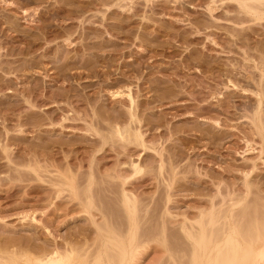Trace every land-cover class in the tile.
<instances>
[{
    "label": "bare ground",
    "instance_id": "obj_1",
    "mask_svg": "<svg viewBox=\"0 0 264 264\" xmlns=\"http://www.w3.org/2000/svg\"><path fill=\"white\" fill-rule=\"evenodd\" d=\"M2 1L6 3V0ZM69 6L73 7H70L71 10H67L68 13L65 11L62 17L58 14V10L62 9L61 6L56 9V17L59 15L62 21L65 19L71 21L67 28L63 26V29L60 28L58 31L56 30L57 32H53V43L47 45L48 47L45 46V52L54 50L55 41L63 40V44L65 42L68 47L63 49H67V51L68 49L76 50L75 52L80 49L86 51L87 49L92 50L91 48L105 47L109 44L113 45L115 50L118 44L123 43L119 48H127L126 52L131 54L133 49L129 48H135L137 55L126 58L127 56L124 57L121 54L120 56L126 58L127 61L124 60L121 63L119 60L120 65H124L126 68L131 65V68L122 70L123 67H118L115 68V71L111 70L108 73L105 71L103 73V76H106L103 78V80L105 79V85L102 87V84L101 87L97 88L93 82L94 80L86 79L92 77L94 79L100 71L91 62L93 59L89 60L88 57L83 60L81 55L75 53L77 56L72 59V54L70 57L66 53V59L61 64L63 71L61 70L60 73L57 72L58 70H49L48 68H52V65L48 67L47 64L41 62V59L38 62L36 60L34 63V66L38 67H36V74L43 77V80L40 81L43 86L40 85V82L39 84L36 82L35 85L33 84L30 87L28 85L20 94L27 104V109L9 111L15 117L16 122L14 124H16L15 131L17 133L9 134V127L7 128V125L4 124L7 122V113L5 114L7 117L3 121L0 119L2 125L0 128V156L5 159L3 161H6V163L3 162L4 164L0 163V168L5 167L8 169L7 172L9 171V176L7 174L5 176L0 175V186L2 183H8L6 182L8 179H12L11 183L13 179L14 181L18 180L21 185L17 182L18 185H12L14 187H11L10 184V188L17 187L16 190L12 191L13 193L24 191L25 194L18 196L20 204L32 198L28 197L29 195L26 194L28 192V194L31 193L30 196L35 197L36 202H41V207L42 203H45L43 214L46 211L52 216L61 217L63 215L64 217V214L68 215V211L75 210L78 214L82 213L83 217L86 216L90 221V225L83 228L84 225L82 224V228L74 230L75 232H72L73 230H70L71 232L67 231L61 242L52 241L54 242L52 243L54 248L51 246V248L48 247L49 249L45 248L46 244L41 248V245H37L39 251H36L38 249L36 247L34 252L29 253L28 250L27 253L24 251L22 253L21 251L22 254L13 251L6 252L5 250L6 254L4 253V255L6 256H3V252L0 255V264H134L138 253L145 248L148 249L151 243L161 245L162 251L166 254V258L159 264H264V188H261V186L255 187L251 182L252 173L256 169L255 162L247 169L244 167H249L248 164L241 165L243 170L241 169L242 183L240 184L234 181L224 183V179L222 180L221 177L216 178L215 174L213 176L210 172L206 173V171L204 173L202 168L198 166L200 163H197L200 160L203 162L202 165L204 162H214L215 164L217 161L215 153H219V146L224 141L226 142L229 137L236 135L231 130H222L221 126L230 125V127H234L231 121L236 118L234 115L238 110L248 111V114L243 112L249 119L250 131L259 136L260 145L264 144V51L259 50L263 49L259 45L258 47L262 48L253 50L254 47H249L247 39L244 40L245 38L249 40L252 33L253 35L254 33L257 34V26L264 27L262 25L264 22V0H72V4ZM145 9L153 13L159 12L164 15L163 17L168 16L170 19L167 20L170 24H167L170 26L165 27L167 26L164 25L163 20L165 18L162 17L159 20L160 22L157 21L159 18L145 15V13L139 18L137 16L138 12ZM192 11H196L195 13L198 15L194 16L195 13L191 14ZM24 13L23 10V15ZM134 24L137 28H133ZM220 25L223 26L224 31L227 29L230 35L225 32L226 36L222 37L224 33L217 32L222 30ZM38 27L40 29L44 26ZM126 27H129L127 31H120V29ZM132 28L139 30L137 35L134 36V33L132 35L130 32ZM43 30L40 31L43 32ZM46 33L49 32L46 30L41 36L46 35ZM103 33L105 38L101 36ZM260 34L264 36V32ZM80 37L83 40H79V43H77L76 39ZM162 37H165V39L170 37V41ZM220 37L223 40V45L218 42ZM45 38L43 37V40ZM160 38L162 40H159ZM200 39L202 42L204 39L202 43H205L204 47L215 45L219 46L220 49H225L224 46L229 43L231 45V42H233V46L238 44L241 49L243 48L239 52L241 53L243 65L241 63L235 66L231 63L233 64L232 69H222L221 75L227 78L224 81L225 85L223 82L224 87L222 89L231 86L232 90L240 89L243 93H252L256 96L254 104L249 105L248 103L245 107H240L241 105L238 106L239 103L237 105L236 100H233L235 98L231 99V96H229L226 99L225 92H221L222 89H220L216 93L219 97L217 99L220 101H218V105H220L218 107H221V110L187 111L190 102H173L176 97H179L176 92H180V90L174 88L176 85L172 88L168 87L170 90L167 89L173 96L168 98L170 102H166L168 104L163 105L165 103L162 101L164 95L163 98L160 96L144 98L142 96V92L147 91V89L161 88V85L162 87L165 85L161 84L165 79L158 77L160 79H155L157 81L154 80V82L151 80L154 74L151 75L149 71H146L153 64L147 62V58L148 53L155 47L154 41L155 43H157V40L159 42L164 41L163 43L171 46L170 43H173L171 41L174 40L177 44L189 46L193 41L198 42ZM245 44H248L247 48H244ZM239 46H237L238 50ZM56 49L59 52L58 46ZM99 49H96V51ZM109 49L111 48L109 47ZM123 49L117 50L121 52ZM95 53L92 57L100 58L101 55L98 56ZM81 54H83V57L86 55H84V51ZM118 54L113 56L117 58ZM102 55H104V52ZM125 55L129 56V54ZM151 55L155 57V54L151 52L149 58L152 57ZM122 57H120L121 61H123ZM110 58L115 59L111 56ZM187 61H185V66ZM78 62L81 67L84 64L85 66H91V63L93 65L89 68L87 74L84 73L87 75L84 79H82V73L74 71L76 67L74 70L72 69ZM132 62H136L137 65L134 66ZM247 62H252L253 66L251 65V68L248 64L246 66L250 69L252 67L256 69V74L245 66ZM94 63L96 62L94 61ZM144 67H146L145 71ZM78 68L76 71H78ZM86 68L88 69V66ZM11 70L9 72L7 70V72L10 74ZM82 70L83 68H81ZM110 72H114L112 76ZM11 75H14V73ZM236 75H239V78ZM99 76L102 77V74ZM58 78H63V83L66 82L65 84L68 87L63 85V91L60 90L55 95L53 91L50 92L51 94L49 93L50 95H47L48 85L55 83ZM73 78L76 79L78 85L81 84V87L73 88L71 86ZM118 79L119 81H125L126 84L121 85ZM46 80L51 82L46 84ZM239 80H243L245 83L242 84H245V86ZM82 82L87 84L84 85ZM118 83L120 84L119 87L116 85ZM116 86L117 88H115ZM251 86L253 88H249ZM178 88H180L179 85ZM80 89L87 92L92 89V93L88 94L86 92L83 96L84 91L80 94ZM8 92L12 93V90L8 89ZM225 94L227 96V93ZM58 97L62 101L59 102ZM73 97H76L74 100H77V103L78 101L81 103L77 104L75 102L73 104L74 100H71ZM48 100H51L52 104L49 101L50 105H47L45 102ZM192 100L198 99L194 97ZM83 101L87 105L83 106L85 110L80 109V104L84 103ZM116 101L122 103L120 105L121 109L116 108ZM42 104L47 106L42 108ZM11 105L15 106V104ZM16 105L20 106L19 104ZM39 105L41 108H38ZM98 106H100L99 110ZM161 106H163V109L160 108ZM242 106L244 105L242 104ZM51 107L57 108L50 112L44 111L45 114L42 113L43 110ZM166 108H172L173 110L168 109L169 111H165ZM230 108L236 110V112L230 111ZM1 113L3 111H0ZM11 114L9 118L12 119ZM240 114L243 115L241 112ZM240 114L239 119L242 116ZM243 116L242 118H244ZM187 118H195L197 123L198 121L208 122L212 130H201V126L198 128L200 123L198 126H187L188 123L185 122H183L184 125L176 126L172 123L175 119L186 120ZM171 119L173 120L171 121ZM71 130L72 133L69 138L67 136V138H64L65 133ZM30 132L34 133L37 141L21 146V144H24L22 141L27 139ZM242 132L244 134H241L240 138L245 143L246 149L244 151H246L250 148L248 147L250 142L247 133ZM54 136L55 138H53ZM12 140L17 141L14 143L18 147L12 146V144L14 145ZM205 140L206 142H204ZM235 145L236 148H233L236 151V149L238 150V144ZM262 145L259 147L260 154L264 151V145ZM198 148L205 151V157H199L202 150L200 152L197 150ZM231 166L228 164L226 168H221L230 171ZM235 169L240 171L239 168ZM0 172L2 173V171ZM22 181L25 182L24 185ZM36 181H41L43 184ZM208 182L215 187L216 192L214 194L208 195L206 193V195L203 193L204 189L199 190V185L203 187ZM194 185L198 186L199 189L198 187L194 189ZM149 186L153 188V194L151 193L150 196L145 195L143 192ZM24 188L25 190H23ZM196 189L199 190L198 193H196ZM11 190L13 189L5 191V195H0H3L7 200L14 195ZM186 190L189 191L187 193H190V196L199 194L200 197L194 199V197L190 198L186 194V199H184L185 193L183 192H186ZM207 190L209 189L207 188ZM180 199L190 201V205L193 203L189 207L194 210L174 215L171 212L173 207L171 210L169 209L172 203L175 202L174 204H176L178 203L176 201ZM45 207L48 208V211ZM61 209L63 214H59ZM46 212L45 217H49ZM32 214V212L30 214L26 212L24 216L32 219ZM177 216L180 218H177ZM62 218L61 220H63ZM67 223L65 222V224ZM87 231L94 232V236L91 234L93 237L89 239ZM45 236L47 235L45 234ZM29 241H31L30 238ZM31 243L33 242L31 241ZM24 246H27V244ZM23 250L25 249L23 248ZM31 251L33 250L31 249Z\"/></svg>",
    "mask_w": 264,
    "mask_h": 264
},
{
    "label": "rangeland",
    "instance_id": "obj_2",
    "mask_svg": "<svg viewBox=\"0 0 264 264\" xmlns=\"http://www.w3.org/2000/svg\"><path fill=\"white\" fill-rule=\"evenodd\" d=\"M67 0H43V1H40V0H13V3H12V0H6V3L2 0H0V111H3V113L0 114V119L3 121L4 118H6L7 116V122L4 123L6 124L7 128L9 129V134H15L17 133L15 131L16 129V124H14V122H16L15 120V117L9 112V111H22V110H25L27 109V104L23 101L22 99V96L20 95L23 91H24V88H27L28 85L29 87L30 86H33V84L35 85V83L37 82L39 84L40 81L43 80V77L40 76V75H37L36 73V70H37V66L35 65L34 66V63L38 61H40L39 59H41V62L44 63V64H47L48 67H51L52 65V68H48L49 70H58L57 72L60 73L62 72L63 68H61V64H62V61L64 62V60L66 59V53L67 56H70L71 57V54H72V59H74L78 54V55H81V58L84 60V58H87L89 60H92L91 62H93L95 68H97L99 71V75L102 74V77L99 76V77H93L90 79V78H86V74L87 72L89 71V68L92 65V63L90 64L91 66L87 65L88 66V69L85 67V64L83 65V67L79 66V62L76 63L77 65L72 67V69L74 70L75 67L76 69L74 70L76 73H82V79L86 78V79H89V80H94V85L96 88L97 87H102L105 85V79L103 80V78H105L106 76L104 75L103 76V73H105V71L108 73L109 71H115V68H122V70H126L128 68H131V65H128L130 67H127L126 66L124 67V65H120L122 62L127 61L126 58L128 57H131V55L135 56L137 55V52H136V49L135 48H129V49H133L132 51V54L129 52H126L127 51V48L123 49V48H119L120 46L123 45V43H120L118 44V46H116L115 50H114V46L109 44L108 46H105V47H97V48H91L92 50H86L89 52L91 58H89L90 56H88V52H86L85 50H77L78 52H75L76 50H73V49H63V48H66L67 46L65 45V42L63 44V40H57V42L55 41L54 44V50L52 51H47L45 52V46L48 47L49 44H52L53 43V32H57L60 28L63 29L65 26L66 28L68 27V24L69 22L71 21H67L69 19H65L62 21V16L63 14H65V11H67L68 9L71 10V5L72 4V0H68L67 3H65ZM59 2V4H58ZM64 2V3H63ZM70 2V3H68ZM16 4V5H15ZM67 5V6H66ZM61 6V10H58V14L61 15V17H59V15L56 17L55 14H57V10L58 7ZM56 7V8H55ZM71 7V8H70ZM21 8V9H20ZM16 9V10H15ZM53 9V10H52ZM14 10V11H13ZM23 10L25 11L24 15H23ZM49 10V11H48ZM27 11V13H26ZM56 13H55V12ZM63 11V12H62ZM148 10H141L138 12V17L140 18V16H143L144 13L145 15H151V16H154V17H157L159 18L157 21L161 20L162 18L164 19V25H167L165 27H169L170 25H168L167 23H169V17L165 16L163 17L164 15H161L159 12L157 13H153L152 11L150 12V10L147 12ZM54 12V13H53ZM69 11H67L68 13ZM143 12V13H142ZM196 12V11H195ZM194 11L191 12L192 13H195ZM66 13V14H67ZM142 13V14H141ZM158 14V15H157ZM48 15V16H47ZM198 15L197 13L194 14V16ZM160 16V17H159ZM25 17V18H24ZM162 17V18H161ZM34 18V19H33ZM169 18V19H168ZM27 19V20H26ZM42 19V20H41ZM56 19V20H55ZM168 19V20H167ZM29 20V21H28ZM62 21V22H61ZM65 21V22H64ZM168 21V22H167ZM61 22V23H60ZM68 22V23H67ZM160 22V21H159ZM51 24V25H50ZM170 24V23H169ZM13 25V26H12ZM55 25V26H54ZM251 25V24H250ZM264 25V22L263 24ZM34 26V27H33ZM43 27V28H40L38 29L39 27ZM51 26V27H50ZM64 26V27H63ZM134 27L133 28H137L135 27V24L133 25ZM254 26V25H253ZM257 26V25H255ZM188 27V26H186ZM223 26L220 25V28L222 30H218L217 32H222L224 33V35L222 34V37H225L226 34H229V31L226 29V31H224L225 29L222 28ZM258 27V32L257 34L253 33L250 35L251 38L248 40V38H245L244 40L247 41V43L249 44V47L250 48H253V50L257 49V48H262L264 49V36L263 34H260L261 32L263 33L264 32V27L261 26L262 28H260V26H257ZM15 28V29H14ZM132 28V31H130L133 35L134 33V36L135 34L137 35L139 32L138 29H133ZM153 28V27H152ZM182 28V26H181ZM183 28H185V26H183ZM255 28V27H254ZM45 31H44V30ZM129 27H126L124 29H120L121 30H128ZM151 29V28H150ZM257 29V28H256ZM15 30V31H14ZM40 30H43V32H41ZM46 30L50 33H46V35H43L41 36V34H44L46 32ZM52 30V31H51ZM54 30V31H53ZM57 30V31H56ZM138 30V31H136ZM263 30V31H262ZM39 31V32H38ZM125 31V32H126ZM149 31V30H148ZM151 31V30H150ZM149 31V32H150ZM231 31V29H230ZM52 33V34H51ZM128 33V32H127ZM24 34V35H23ZM187 35L189 33H186ZM185 34V35H186ZM186 35V36H187ZM103 38H105V34L103 33L101 35ZM191 36V35H190ZM43 37L46 39L43 40ZM101 37V39H103ZM260 37V38H259ZM163 38V37H162ZM162 38H160L159 40H162ZM167 38V37H166ZM170 38V37H169ZM168 38V39H169ZM258 38V39H257ZM55 39V38H54ZM165 39V37L163 38ZM168 39H165V40H168ZM202 39V38H201ZM201 39L197 42V41H193L192 44H190L189 46L188 45H183L180 43L177 44V42L175 43L174 40H172L171 42L173 43H170L171 46L166 45L165 43L163 42H159V40H157L155 43L154 41V45L155 47H153V50L150 51V53H148L149 55L151 54H155L153 57V55H151L152 57L149 58V55H148V58L145 56V58H147V62L149 63H153L152 64V67L147 68L146 70V67H144V71H149V74H154L152 75L151 77V80H159L160 78L161 79H165L164 82H162L161 84H165L161 85V88H157V87H154V88H151V89H147V91L145 90L144 92H142V96L144 98H148V96H157V97H161L163 98L162 96L164 95V98L162 101H164L165 103L164 104H168L170 103L168 98L169 97H173L171 93H169V88H172L174 87V85H176L174 88L176 90H180V92H176L179 97H176L175 101L173 100V102H181V101H185V102H190L189 104V108L187 111H214L216 109H220L221 107H218L220 105L219 104V97L217 96V90H220L222 89L223 86V82L225 81V79H227L225 76H222L221 75V72L225 69H232L233 68V64L235 66H238L239 64L242 63V59H241V52L242 49L241 47L237 44V46H239V50H238V47L237 46H233V42H231V45H226L224 46V48L220 49L219 46H207V47H204L205 43L202 44L204 42V39H203V42L201 41ZM220 39V40H219ZM255 39V40H254ZM263 39V40H262ZM77 43H79L78 41H82L83 39L80 37V38H77L76 39ZM106 40V39H105ZM120 40V39H118ZM218 42L220 43V45H223V40L222 38H218ZM251 40V41H250ZM259 40V41H258ZM261 40H262V43H261ZM49 41V42H48ZM170 41V39L168 40ZM36 42V43H35ZM48 42V43H46ZM51 42V43H50ZM62 42V43H61ZM250 42V43H249ZM202 45H201V44ZM233 43V44H232ZM248 44H245L244 45V48L248 46ZM48 45V46H47ZM62 45V46H61ZM64 45V46H63ZM153 45V46H154ZM201 45V46H200ZM204 45V46H203ZM225 45V44H224ZM255 45H256V48H255ZM259 46H262V47H258ZM59 47V52L57 51V49L55 50L56 47ZM165 46V47H164ZM187 46V48H186ZM229 46V47H228ZM252 46V47H251ZM29 47V48H28ZM108 47V48H107ZM109 47L111 49H109ZM118 47V48H117ZM197 47V48H196ZM211 47V48H210ZM243 47V46H242ZM248 47V49H249ZM61 48V49H60ZM68 48V47H67ZM100 48V49H99ZM105 48V49H104ZM207 48V49H206ZM26 49V50H25ZM96 49H99L98 51H96ZM119 49H123V51L121 50L118 51ZM231 49V50H230ZM263 49H259L260 51H264ZM94 50V51H93ZM105 50V51H103ZM107 50V51H106ZM190 50V51H189ZM234 50V51H233ZM252 50V49H251ZM84 51V55L86 56H82ZM91 51V52H90ZM93 51V52H92ZM96 51V53H95ZM100 51H103L104 52V55L103 52L101 53ZM110 51V52H108ZM112 51V53H111ZM126 53H125V52ZM157 51V52H156ZM166 55H165V53ZM229 51V52H228ZM238 51V52H237ZM105 52L106 55H105ZM117 52V53H115ZM123 52H124V55H123ZM134 52V53H133ZM136 52V54H135ZM227 52V53H226ZM74 53V54H73ZM76 53V54H75ZM92 53V54H91ZM95 55L98 54L99 57H92V55ZM120 53V54H118ZM140 53V52H139ZM162 53V54H161ZM192 53V54H191ZM118 54L117 58L116 56H113V55H116ZM122 54V56L126 57H122L120 56ZM125 54H129L128 55H125ZM161 54V55H160ZM187 54V55H186ZM65 55V56H64ZM74 55V57H73ZM189 55V57H188ZM103 56V57H102ZM106 56V57H105ZM113 57L115 59H112L110 58ZM194 56V57H193ZM108 57V58H107ZM120 57H122L123 61H121ZM187 57V58H186ZM239 57V58H238ZM69 58V57H67ZM95 58V59H94ZM99 60H98V59ZM103 58V59H102ZM105 58V59H104ZM144 58V59H145ZM4 59V60H3ZM31 59V60H30ZM101 59V60H100ZM112 59V61H111ZM150 59V60H149ZM184 59V60H183ZM82 60V61H83ZM97 60V61H96ZM115 60V61H114ZM120 60V62H119ZM152 60V61H151ZM183 60V61H182ZM188 60V61H187ZM191 60V61H189ZM233 60V61H232ZM241 60V61H240ZM34 61V62H33ZM44 61V62H43ZM94 61L97 63H94ZM119 63H118V62ZM151 61V62H150ZM185 61H187L186 63V66H185ZM108 62V63H107ZM117 62V63H116ZM109 63H111L109 65ZM189 63V64H188ZM230 63V64H229ZM233 63V64H231ZM250 63V65H249ZM96 64V65H95ZM132 64L134 66H136V62H132ZM147 64V63H146ZM145 64V65H146ZM201 64V65H200ZM217 64V65H216ZM225 64V65H224ZM248 64V66H250L251 68V65H252V62H247L245 64V66ZM118 65V66H117ZM157 65V66H156ZM243 65V63H242ZM29 66V67H28ZM33 66V67H32ZM59 66V67H58ZM159 66V67H158ZM189 66V67H188ZM218 66V67H217ZM231 66V67H230ZM253 66V65H252ZM37 67V68H36ZM79 67V68H78ZM83 68L82 71H86V72H82L81 71V68ZM162 67V68H161ZM247 67V66H246ZM36 68V69H35ZM78 68V71H76ZM107 68V69H106ZM249 70H251L252 72L254 71V73L256 74L257 71L256 69H250L249 67H247ZM4 71H3V70ZM11 70V73L9 74L8 72ZM60 69V71H59ZM80 69V71H79ZM96 69V70H97ZM154 69V70H153ZM164 69V70H163ZM223 69V70H222ZM8 70V72H7ZM35 70V71H34ZM62 70V71H61ZM153 70V72H152ZM160 70V72H159ZM162 70V71H161ZM151 71V72H150ZM205 71V72H204ZM71 72V71H70ZM235 72V71H234ZM3 73V74H2ZM6 73V74H5ZM14 75H11L13 74ZM86 73V74H84ZM111 73V72H110ZM114 73V72H113ZM111 73V76L112 74ZM128 73V72H127ZM98 74V73H97ZM210 74V75H209ZM37 75V76H36ZM86 75V76H85ZM150 75V76H151ZM161 75V76H160ZM206 75V76H205ZM35 76V77H34ZM85 76V77H84ZM168 76V77H167ZM91 77V76H90ZM116 77V76H115ZM156 77V78H155ZM160 77V78H158ZM237 78H239V75H236ZM27 78V79H26ZM33 78V79H32ZM96 78V79H95ZM224 78V79H223ZM63 79V78H62ZM61 78H58L56 80L55 83L51 84V85H48V94L47 95H50L53 91V94L55 95V93L57 92H60L63 91L62 89H64V86L66 85L62 80ZM191 79V80H190ZM12 80V81H11ZM37 80V81H36ZM155 80V81H157ZM220 80V81H219ZM29 81V82H28ZM82 81V80H81ZM80 81V82H81ZM119 81V79H118ZM154 81V82H155ZM242 83H245L243 80H239ZM11 82V83H10ZM15 82V83H14ZM49 82L51 81H48L46 80V84H48ZM123 82V83H122ZM125 81L123 80H120L119 83L122 85H125L126 82L124 83ZM166 82V83H165ZM186 82V83H185ZM213 82V83H212ZM100 85H98V84ZM116 84L118 85V87L120 86V84ZM157 83V82H156ZM6 84H8L6 86ZM32 84V85H31ZM82 84L86 85L87 83L86 82H82ZM131 84V83H130ZM133 84V83H132ZM26 85V86H25ZM40 85L43 86L40 82ZM64 85V86H63ZM78 83H76V79L73 78L72 81H71V86L73 88H76V87H81V84H79L78 86ZM134 85V84H133ZM178 85L180 88H178ZM181 85V86H180ZM190 85V86H189ZM224 85H225V82H224ZM243 86H245V84H242ZM11 86V87H10ZM62 86V87H61ZM67 86V85H66ZM183 86V87H182ZM193 86V87H192ZM205 86V88H203ZM15 87V88H14ZM68 87V86H67ZM70 87V86H69ZM166 87V88H165ZM182 87V88H181ZM23 88V89H22ZM117 88V86L115 87ZM209 88V89H208ZM229 88V89H228ZM249 88H253L252 86L249 87ZM8 89L9 90H12V93H9L8 92ZM14 89V90H13ZM42 89V88H41ZM169 89V90H167ZM196 89V90H194ZM184 90V91H183ZM84 91V92H83ZM167 91V92H166ZM183 94H182V92ZM51 92V93H50ZM83 92V93H82ZM87 91L86 90H83V89H80V94L82 93L83 96H84V93H86ZM206 92V93H205ZM211 92V93H210ZM221 92H225L227 93V96L226 94L224 93V96L225 98L227 99L229 96H231L230 98L233 99V100H236V104L239 105L240 107H245L246 105H252L254 104V99H256V96L254 94H250V93H243V91H241L240 89L238 90H235L233 89L232 90V87H225L224 89L221 90ZM229 92V93H228ZM50 93V94H49ZM79 93H77L79 95ZM88 94H91L92 93V89L91 90H88L87 92ZM175 93V94H176ZM181 93V94H180ZM192 93V94H191ZM203 93V94H202ZM216 93V96L214 95ZM243 93V94H242ZM16 94V95H15ZM170 94V95H168ZM201 96H200V95ZM212 94V95H211ZM211 97H210V96ZM141 96V98H142ZM238 96V97H237ZM255 96V97H254ZM105 97V96H104ZM107 97V96H106ZM194 97H197L198 100H192V98ZM5 98V99H4ZM76 98V97H75ZM73 97V99L71 100H74L75 99ZM218 98V99H217ZM238 98V99H237ZM57 99V98H56ZM55 99V101H56ZM99 99V98H98ZM96 99V100H98ZM172 99V98H171ZM22 100V102H21ZM58 100L59 102L62 101V99L58 97ZM57 100V102H58ZM191 100V101H190ZM238 100V101H237ZM10 101V102H9ZM19 101V102H18ZM52 102L51 100H48L47 102H45L47 105H50V103ZM194 101V102H193ZM219 101V102H218ZM247 101V102H246ZM256 101V100H255ZM2 102V103H1ZM24 102V103H23ZM75 102L77 103V100H74L73 104H75ZM84 102V101H83ZM117 102V101H116ZM119 102V101H118ZM117 104L120 106L122 103H118ZM168 102V103H166ZM81 103L80 101H78L77 104ZM246 103V104H245ZM9 104V105H8ZM11 104H15V106H12ZM16 104H19L20 106H17ZM46 104H42L41 107L43 108L44 106H47ZM52 104V103H51ZM116 105V108L117 109H121V106L120 107H117L118 105ZM198 104V105H197ZM207 104V105H205ZM222 104V103H220ZM242 104L244 106H242ZM82 105V106H81ZM85 102L80 104V109H84L85 110ZM10 106V107H9ZM17 106V107H16ZM84 106V107H83ZM87 106V105H86ZM101 106V105H100ZM98 106V110L100 109ZM104 106H106L104 104ZM103 106V107H104ZM208 106V107H207ZM12 107V108H11ZM40 105L38 108H41ZM218 107V108H217ZM224 107V106H223ZM226 107V106H225ZM247 107H250V106H247ZM11 108V109H10ZM19 108V109H18ZM57 108V107H56ZM56 108L54 107H51L49 109H45L43 110V112L40 110V109H37L38 111L40 110L42 113L45 114V112H50L51 110H55ZM87 108V107H86ZM161 109H163V106L160 107ZM159 108V109H160ZM207 108V109H206ZM213 108V109H212ZM82 109V110H83ZM168 109L173 110L172 108H166L164 109L165 111H169ZM222 109V108H221ZM220 109V110H221ZM231 109V108H230ZM243 109V108H242ZM6 111V112H4ZM45 111V112H44ZM185 111V110H183ZM230 111H235L236 110H233L231 109ZM244 110H238L236 112V115L234 112L232 113L234 115V120L231 121V123L234 125V127H230V125H223L221 126L222 130H231L233 133H235L236 135L232 136V137H229V139L225 142H223L222 144L224 145H220L219 146V153H215L216 157H217V161L215 162H204V164L202 165L203 162H201L200 160L197 161V163H200L198 164L199 167L202 168V171H206V173H209L211 175L215 174V177L219 178L221 177L223 182H227V183H230L231 181H234L238 184L242 183V174H241V171L243 170V167H241V165H249V167H244L245 169L247 168H250L251 167V164L253 162H255L256 164V169L254 170V172L252 173L253 176L252 177V184L253 186H261V188H264V151L262 154H260L259 152V147H261L260 145V141H259V136H257L256 134H253L252 131H250L251 129V125L250 122H249V119L247 117V115L244 114V112H248V111H244ZM82 112V111H81ZM85 112V111H83ZM243 113V116L242 114ZM7 113V114H6ZM7 116H6V115ZM10 114L12 115L11 117H13L12 119L9 118L10 117ZM16 114V113H15ZM239 114L242 115L244 118H241L239 119ZM248 114V113H247ZM208 115V114H207ZM5 116V117H4ZM181 116V115H180ZM238 117V118H237ZM247 117V118H246ZM206 118V117H205ZM240 121H238V120ZM246 119V120H245ZM0 120V122H1ZM173 119H171L172 121ZM238 121V122H237ZM5 122V121H4ZM183 122H185L187 124V126H198V128H200L201 126V130L203 131H211V127L208 125L209 123H205L203 121H198L197 123V119L195 118H187L186 120L184 119H179V120H173L172 123L174 125H184ZM210 122V121H209ZM237 122V123H236ZM249 122V123H248ZM194 123V124H193ZM197 123V124H196ZM211 123V122H210ZM14 126V127H13ZM206 126V127H205ZM241 128H240V127ZM2 127L1 123H0V128ZM236 127V129H235ZM235 130V131H234ZM240 130V131H239ZM14 131V132H13ZM27 131V129H26ZM246 132L247 135H248V140L250 142L249 146L250 147L248 150L244 151L246 149L245 147V143L244 141L240 138L244 133L242 132ZM13 132V133H12ZM29 132V131H28ZM75 132V131H73ZM252 134H251V133ZM31 133V132H30ZM29 133V134H30ZM72 133V130L65 133L64 135V138H69V136L71 135ZM27 135V139L25 141H22V143L24 142V144H21V146L27 144V143H34L37 141L36 139V136H34V133L32 132L31 135ZM33 134V135H32ZM242 134V135H241ZM241 135V136H240ZM256 135V136H255ZM67 136V137H66ZM239 136V137H238ZM57 137V136H56ZM238 137V138H237ZM55 138V136L53 137ZM30 140V141H29ZM32 141V142H31ZM217 141V140H216ZM14 142H17V141H13L12 140V143ZM180 142V141H179ZM206 142V140L204 141ZM235 144H238L237 148L238 150L233 148L235 147L236 145ZM264 145V144H263ZM262 145V146H263ZM13 147H18L16 145V143H14V145L12 144ZM197 147V146H196ZM225 147V148H224ZM227 147V148H226ZM241 147V148H240ZM264 147V146H263ZM201 148V147H199ZM197 149V150H202V149ZM236 148V147H235ZM261 149V148H260ZM264 149V148H263ZM16 151V150H15ZM198 151V152H199ZM201 152V151H200ZM211 152V150H210ZM243 152V153H242ZM205 151L202 150V154L199 155V157H205L204 154ZM222 153V154H221ZM198 154V153H197ZM203 155V156H202ZM195 156V155H194ZM196 157V156H195ZM195 157H192V158H195ZM260 157V159H259ZM3 158V157H2ZM1 156H0V163L1 164H4L3 162L6 163V161H3L5 159H2ZM15 159V157H14ZM59 160V159H58ZM254 160V161H253ZM61 161V160H60ZM206 163V164H205ZM0 164V165H1ZM232 165L231 166V169L230 171H226L225 169H222L221 167L223 168H226L227 165ZM235 164V165H234ZM86 166V165H85ZM225 166V167H224ZM241 168H240V167ZM5 168V167H3ZM3 168L1 169L0 168V171H2V173L0 172V175H3L5 176L8 173L9 171L7 172V168H5V170H3ZM200 168V169H201ZM235 168H239V170L235 169ZM242 169V170H241ZM210 170V171H209ZM226 171V172H224ZM4 172V173H3ZM220 174V175H217V174ZM254 174H256L254 176ZM209 175V174H208ZM214 176V175H213ZM8 178V177H7ZM229 179V180H228ZM10 181V183H9ZM12 179H8V183H2V185L4 186H0V194H3L5 195V191H9V189H13L11 190L14 191L16 190L17 187L15 188H10V184H11V187H14L16 185H18V183L20 184V182H18V180L14 181L13 179V182L11 183ZM18 182V183H17ZM23 182V181H22ZM21 182V183H22ZM37 182V181H36ZM39 183H42L41 181H38ZM37 182V183H38ZM262 182V183H261ZM17 183V184H16ZM35 183V182H34ZM13 184H15L14 186H12ZM23 185L25 184V182L22 183ZM21 185V184H20ZM209 187H207V186ZM6 186V188H4ZM195 187L197 188L198 186H195L194 185V189ZM200 187V189H199ZM198 189L201 190L204 189L203 193L204 194H214L216 192V189L214 186H211L210 183H206L205 185H202L200 186L199 185ZM214 187V188H213ZM9 188V189H8ZM207 188L209 190H207ZM1 189H4L3 191ZM8 189V190H7ZM193 189V190H194ZM206 189V190H205ZM25 190V188L23 189ZM199 190L196 189V193L199 192ZM149 191V192H148ZM188 190H186V192L184 191L183 193H185L184 195V199H186V194H188L190 196V193H187ZM195 191V190H194ZM208 191V192H207ZM2 192V193H1ZM23 192V193H22ZM22 192H12L14 195L9 198V199H5L3 195H0V250H1V254L2 255V252H3V256H6L4 255V253L6 254V252H19V254H22V253H27L28 250H29V253L31 252H34V250L36 249L37 245H41V247L46 246L45 248H54L52 243V241H55V242H61L62 241V237H64L67 233V231H72V232H75L76 230L81 229L82 226L83 228L87 227L90 225V221L86 218V216L83 217L82 213L78 214L77 211H72V212H67V214H64L65 216L63 217V215L61 217H55L54 215L52 216V214H49V212H46L47 214L46 215H49V217H45V212L43 214V210L44 209V206H45V203H42V207L40 206L41 202H36L37 200H35L32 196H30V194H28V192L26 193L27 195H29L28 197H32L30 200H27L26 202L22 201L23 204H20V199L18 196H20L21 194H25L24 191ZM144 194L148 196H150V194L152 193L153 194V188L152 187H148L147 189H144L143 190ZM189 192V191H188ZM195 193V192H194ZM206 194V195H207ZM198 195V196H196ZM17 196V197H16ZM26 196V195H25ZM27 197V196H26ZM179 197V196H177ZM191 197H194V199H196L195 197H200L199 194H195L190 196ZM4 198V199H3ZM180 198V197H179ZM181 198H183L181 196ZM188 198V197H187ZM19 200V201H18ZM181 200V199H180ZM176 201L178 203L174 204L172 203L171 207L169 210H171V212L175 215V214H182V213H185V212H189V210H194L192 207H189L191 206L193 203H191L190 205V201H183V199L181 201ZM28 202V203H27ZM44 202V201H42ZM193 202V201H191ZM25 203V204H24ZM177 205V206H175ZM3 207V208H2ZM63 207V206H62ZM46 208V207H45ZM191 208V209H190ZM46 210L48 211V208H46ZM60 210V209H59ZM35 211V212H34ZM26 212H29V214L32 212V219H30L29 217L27 216H24ZM42 212V213H41ZM62 212V213H61ZM59 214H63V211L61 209V211L59 212ZM34 215V216H33ZM79 215V216H78ZM24 216V218H23ZM82 216V217H80ZM44 217V218H43ZM63 217V218H62ZM77 217V218H76ZM29 218V219H28ZM35 218V219H34ZM51 218V220H49ZM56 218V219H55ZM61 218L63 220H61ZM67 218V219H66ZM74 218V219H73ZM177 218H180L177 216ZM58 219V220H57ZM87 219V220H86ZM31 220V221H29ZM33 220V222H32ZM55 220V221H54ZM60 220V221H59ZM51 221V222H50ZM64 221V222H63ZM88 221V222H87ZM44 222V223H43ZM53 222V223H52ZM62 222V223H61ZM65 222L67 224H65ZM87 222V223H86ZM47 223V224H46ZM89 223V224H88ZM60 224V225H59ZM83 224V225H82ZM88 224V225H87ZM86 225V226H85ZM45 226V227H44ZM48 227V228H46ZM50 227V228H49ZM45 228V229H43ZM69 228V229H68ZM47 230H49L47 232ZM75 230V231H74ZM43 231V232H42ZM70 231V232H71ZM33 232V233H32ZM40 232V233H39ZM47 232V233H45ZM50 232V233H49ZM54 232V233H53ZM35 233V234H34ZM52 233V235H51ZM89 236V239L92 238L94 236V232H86ZM30 234V235H29ZM44 234V235H43ZM45 234L47 236H45ZM49 234V235H48ZM90 234V235H89ZM93 234V236L91 235ZM37 235V236H36ZM64 235V236H63ZM38 236L39 239H38ZM50 236V238H49ZM55 236V237H53ZM29 238L30 240L35 244L31 243V241H29ZM44 238V239H42ZM53 238V239H52ZM46 239V240H45ZM88 239V238H87ZM86 239V240H87ZM35 240V241H34ZM44 240V241H43ZM11 241V242H10ZM29 241V242H27ZM42 241V242H41ZM46 241V242H45ZM83 241V240H81ZM23 245H22V244ZM43 243V244H42ZM11 244V245H10ZM27 246H24L26 245ZM46 244V245H45ZM49 244V245H48ZM151 243V246L149 245L148 249L145 248L144 250H141L139 253H138V256L136 257V261L134 264H159L162 262V260H164V258H166V254L164 253V251H162V246L159 245V244H153ZM8 245V246H7ZM13 245V246H12ZM30 245V246H29ZM32 245V246H31ZM20 246V247H19ZM33 246H35L33 248ZM39 246L37 247L38 249H36V251L40 250L39 249ZM51 246V247H50ZM2 247V249H1ZM6 249H4V248ZM8 247V248H7ZM26 247V248H25ZM31 247V248H30ZM18 248V249H17ZM19 248H22V249H19ZM23 248L25 250H23ZM30 248V249H29ZM48 248V249H49ZM17 249V250H16ZM31 249L33 251H31ZM6 250V252H4ZM15 250V251H14ZM20 250V251H19ZM27 250V251H26ZM22 251V253H21ZM24 251V252H23ZM144 251V252H143ZM141 253V254H140ZM165 256V257H164Z\"/></svg>",
    "mask_w": 264,
    "mask_h": 264
}]
</instances>
